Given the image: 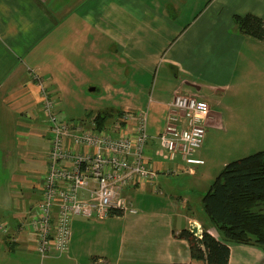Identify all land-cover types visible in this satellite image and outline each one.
I'll return each mask as SVG.
<instances>
[{
  "label": "crops",
  "instance_id": "crops-1",
  "mask_svg": "<svg viewBox=\"0 0 264 264\" xmlns=\"http://www.w3.org/2000/svg\"><path fill=\"white\" fill-rule=\"evenodd\" d=\"M235 13L264 18V0H0V225L9 226L7 232L0 229V264H27L34 255L41 264L191 261L189 241L177 234L184 228H196L193 223L203 229L206 220L192 194L213 177L211 168L205 167L210 160L205 141L199 153L205 162L194 166V172L180 158L167 162L156 152L159 144L149 145L148 163L157 169V179L123 191L137 212L109 213L105 219L75 216L68 252L42 258L33 234L23 224L41 200L48 169L51 132L45 126L47 115L41 114L43 89L62 100L71 91L68 85L46 89V85L62 84L61 73L52 69L56 62H64L71 75L86 78V71L103 68L106 57L115 58L113 64L122 66L118 77L124 72L127 80H116L114 72L110 75L113 81L105 83L108 88H149L153 70L162 63L174 74L167 72L157 81V95H150L145 103L131 93L134 101L122 98L108 108L152 110L154 106L161 119L152 118L155 125L148 127V133L155 136L165 126L175 94L198 93L210 104L206 129L222 131L227 138L242 134L234 123L243 120L223 100L239 97L242 88H264V67L259 69L249 54L261 43L264 47V41L235 31ZM44 52L49 53V62L42 75L33 62L45 68L40 61ZM26 58H32L31 65ZM260 60L264 62V56ZM254 70L258 78L260 72L262 84L259 80L249 83V72ZM101 86H90V90ZM206 91H224L223 100H214L225 113L211 108V95ZM98 111L74 120L61 113L60 107L59 117L87 126ZM114 117L107 125H112ZM181 175L190 185L183 186ZM210 230L221 238L214 226ZM229 244L227 264H264V247Z\"/></svg>",
  "mask_w": 264,
  "mask_h": 264
},
{
  "label": "built area",
  "instance_id": "built-area-1",
  "mask_svg": "<svg viewBox=\"0 0 264 264\" xmlns=\"http://www.w3.org/2000/svg\"><path fill=\"white\" fill-rule=\"evenodd\" d=\"M44 88V87H42ZM51 148L40 202L31 208L24 226L37 242L42 258L68 252L75 216L106 217L110 211L136 213L124 189L155 181L158 171L148 163L149 145L167 160L180 158L194 172L205 160L199 153L206 137L210 104L198 93H176L163 130L148 133V110L125 109L102 130L60 119L59 102L43 89ZM191 230L201 237L202 229ZM0 229L7 232V223Z\"/></svg>",
  "mask_w": 264,
  "mask_h": 264
},
{
  "label": "rangeland",
  "instance_id": "rangeland-1",
  "mask_svg": "<svg viewBox=\"0 0 264 264\" xmlns=\"http://www.w3.org/2000/svg\"><path fill=\"white\" fill-rule=\"evenodd\" d=\"M205 1V0H204ZM257 15V14H256ZM261 43V47L254 51L250 50V58L255 61L259 69L264 67V62H261V56H264V47ZM33 50L30 51V53ZM111 54V53H110ZM43 59L40 61L45 65V68H39L37 62H33V65L37 67V72L44 75L47 70V63L49 62V53L44 52ZM107 62H105L102 69H94L89 70L87 72V77H80L79 75L73 76L71 73L68 72L69 68H65L64 62H56L57 64L53 66L52 69L54 71H59L61 73L62 84L59 86H49L46 85V89L48 88H65L64 85H68L71 91L64 95L63 100L58 96H53L59 102V107H61V113H64L65 116L72 118L74 120H79L80 117H83L88 111H95V110H104L108 108L110 105L121 103L122 98L132 99L134 98L130 96L131 93H136L138 97L141 98L145 103L148 101L150 95L155 96L157 95V88H159L160 83L157 82L165 73L171 72L174 74V71L169 70L168 67L163 65L162 63L157 65L153 70L152 77L149 79L148 84L149 88H108L105 83L106 81H113L111 74L115 72L116 80L118 81H126L127 75L122 72L120 78L118 77L121 69L120 62L114 63L115 60H110L108 57ZM104 60V59H103ZM28 64H32V58H26ZM52 64V62H50ZM55 61L53 62V65ZM118 64V65H117ZM24 67H26V62L24 63ZM64 70V71H63ZM36 71V70H34ZM264 71V70H263ZM130 72H133L130 70ZM155 79V80H154ZM262 77H257V72L254 73L252 71L249 72V83L258 81L261 83ZM102 85L101 88H98L95 91L90 90V86L95 85ZM264 85V75H263V84ZM243 92L240 93V96H234L230 99H224V91L220 93L208 92L211 95L210 101L212 103V109L216 111H221L225 113V110L222 105L216 104L215 100L222 99L225 103H229L232 107H234L235 114L243 120V122L234 123V126L238 129L243 130L242 134H237L236 136H232L227 138V134L223 133L222 131H215V130H208L205 137V144L206 148L208 149L207 152L210 154V160L207 161L205 167L211 168L213 177L208 181V184L202 186L201 189H196L193 194V199L195 202H200L199 204H195V207L202 208V198L205 192L208 190L210 184L213 180L217 177V175L221 172L224 167L223 160L225 159L227 162H230L235 159L242 158L247 156L251 153L258 151L259 147H264V88H242ZM111 97V98H110ZM114 97L116 99H114ZM138 98V99H140ZM215 99V100H214ZM148 127L150 129L151 124L153 126L155 123L152 121V118H160L161 116L158 113V109H154V106L148 109ZM45 116V112L42 113ZM62 115V114H61ZM115 118V117H114ZM113 121V120H112ZM92 117L87 123L85 127H93ZM47 125V129H49L48 122H45V126ZM108 126H111L108 124ZM208 147V148H207ZM204 158V157H203ZM169 160H167L168 162ZM183 182V186L187 187L190 185V181L185 177V175H181L180 178ZM175 178V177H174ZM207 187V188H206ZM201 191V196H200ZM110 216V215H109ZM108 215L106 216V218ZM105 219V217H104ZM41 258V257H40ZM27 264H41V260L37 257L30 256L27 259Z\"/></svg>",
  "mask_w": 264,
  "mask_h": 264
},
{
  "label": "trees",
  "instance_id": "trees-1",
  "mask_svg": "<svg viewBox=\"0 0 264 264\" xmlns=\"http://www.w3.org/2000/svg\"><path fill=\"white\" fill-rule=\"evenodd\" d=\"M233 20L235 31L264 41L263 17L235 13ZM121 112L113 108L99 110L92 116L94 128H107L109 118ZM202 210L206 220L201 237L190 228L177 234L189 241L191 261L172 264H227L231 251L229 242L264 247V149L226 163L203 195ZM110 213L122 212L112 210ZM212 226L221 238L211 232Z\"/></svg>",
  "mask_w": 264,
  "mask_h": 264
}]
</instances>
